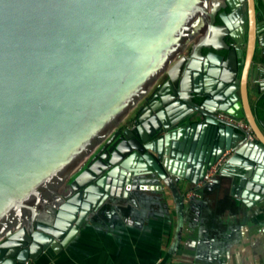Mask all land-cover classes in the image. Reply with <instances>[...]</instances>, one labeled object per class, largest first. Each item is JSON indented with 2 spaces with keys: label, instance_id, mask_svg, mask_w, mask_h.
I'll return each mask as SVG.
<instances>
[{
  "label": "water",
  "instance_id": "95a60500",
  "mask_svg": "<svg viewBox=\"0 0 264 264\" xmlns=\"http://www.w3.org/2000/svg\"><path fill=\"white\" fill-rule=\"evenodd\" d=\"M231 28L208 0H0V264L147 192L181 219L180 185L225 150L214 181L247 207L264 197V40L233 54Z\"/></svg>",
  "mask_w": 264,
  "mask_h": 264
},
{
  "label": "crops",
  "instance_id": "0c3cea01",
  "mask_svg": "<svg viewBox=\"0 0 264 264\" xmlns=\"http://www.w3.org/2000/svg\"><path fill=\"white\" fill-rule=\"evenodd\" d=\"M202 194L184 197L181 219L167 192L118 201L37 264H264V197L247 207L216 181Z\"/></svg>",
  "mask_w": 264,
  "mask_h": 264
},
{
  "label": "flooded vegetation",
  "instance_id": "af4514ba",
  "mask_svg": "<svg viewBox=\"0 0 264 264\" xmlns=\"http://www.w3.org/2000/svg\"><path fill=\"white\" fill-rule=\"evenodd\" d=\"M213 3L219 5V12H223L225 18L231 25L230 32L233 33L234 38L229 35H223V39L225 44L229 49H232L233 54L238 50L244 47V45L248 42L250 36L252 35L254 41L260 37L264 40V10L262 8L261 0H252L253 4V22L251 25L250 19V9H249V0H208V6L213 7ZM214 24L218 26L224 25L222 19L218 16V11L215 13ZM205 28V26L201 27ZM207 50H203L205 53ZM225 50H220L219 53L224 54ZM188 54V50L183 52V55ZM163 76H161L162 78ZM160 79V78H159ZM158 83V82H157ZM130 116H136L135 110H132L128 113L127 119ZM126 119V118H125ZM130 119V118H129ZM122 125L128 126L127 123H123ZM91 156L84 158L81 160L78 165L73 169V172L77 171L79 168L82 170L86 167L90 160ZM67 184V181H66ZM61 194L67 192V187H63L60 191Z\"/></svg>",
  "mask_w": 264,
  "mask_h": 264
},
{
  "label": "built area",
  "instance_id": "2783aa9c",
  "mask_svg": "<svg viewBox=\"0 0 264 264\" xmlns=\"http://www.w3.org/2000/svg\"><path fill=\"white\" fill-rule=\"evenodd\" d=\"M220 116L225 117L228 120H230V118L223 115V113H220ZM129 118L127 120V117H126L127 121L124 119L123 123H127L130 127H132L135 123V118L132 116H130ZM238 123L241 126L248 128V125L244 121H238ZM229 153H230V150H225V152L214 162V164L206 170L203 177L198 182L192 184V186L185 191L184 197L200 199L203 195L202 194L203 189L207 185L212 184L215 178L218 176L219 168L223 164L225 160V156H227Z\"/></svg>",
  "mask_w": 264,
  "mask_h": 264
},
{
  "label": "rangeland",
  "instance_id": "374dc122",
  "mask_svg": "<svg viewBox=\"0 0 264 264\" xmlns=\"http://www.w3.org/2000/svg\"><path fill=\"white\" fill-rule=\"evenodd\" d=\"M157 82H158V81H157ZM157 82H156V83H157ZM130 115H131V114H129V117H130ZM125 120H126V119H125ZM127 120H128V119H127ZM127 120H126V121H127ZM123 121H124V120H123ZM123 121H122V122H123ZM52 252H53L52 250L48 249L47 251H45V253H44L39 259L35 260V262H34L33 264H37V262L40 261V259H42V258H44L45 256H48V255H50V254H53Z\"/></svg>",
  "mask_w": 264,
  "mask_h": 264
}]
</instances>
